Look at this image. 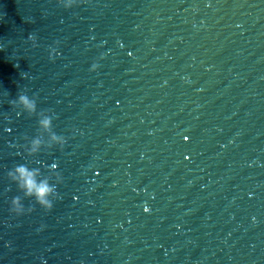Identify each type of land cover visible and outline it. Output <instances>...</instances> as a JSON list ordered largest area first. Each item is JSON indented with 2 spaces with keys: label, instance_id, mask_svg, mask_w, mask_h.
Masks as SVG:
<instances>
[{
  "label": "water",
  "instance_id": "95a60500",
  "mask_svg": "<svg viewBox=\"0 0 264 264\" xmlns=\"http://www.w3.org/2000/svg\"><path fill=\"white\" fill-rule=\"evenodd\" d=\"M23 92L62 151L18 147ZM53 163L10 214L7 171ZM0 264H264V0H0Z\"/></svg>",
  "mask_w": 264,
  "mask_h": 264
},
{
  "label": "clouds",
  "instance_id": "9594fccd",
  "mask_svg": "<svg viewBox=\"0 0 264 264\" xmlns=\"http://www.w3.org/2000/svg\"><path fill=\"white\" fill-rule=\"evenodd\" d=\"M90 2V0H57V3L65 10L78 7L81 3ZM28 39L32 41L33 47H36L37 37L30 34ZM59 55L55 47L50 48L49 60L54 61ZM104 58L101 53L100 59ZM100 67L99 63H93L90 71H96ZM38 97L36 95L29 96L26 92L20 93L16 99L11 101L14 108L19 109L17 115L27 114L28 117L35 116L37 118L38 128L37 134L34 137L25 135L24 143L18 147L27 154L28 157H35L42 150H52L59 148L63 150L68 142V138L64 135L57 134L53 129V120L56 118L54 112L50 110L38 111ZM40 164V161H35ZM56 163L51 164L47 169L48 174L45 175L41 167H29L27 164H17L12 169L7 171V179L14 183L17 190L23 195H16L10 200L9 212L15 217H21L26 214H31L35 211V206L38 205L46 213L50 212L54 207V202L61 199L58 192V186L63 183L62 174L57 170ZM10 190V189H9ZM29 199L34 201L30 206H25L23 201ZM145 211H148L146 208ZM44 225H41L39 230H42Z\"/></svg>",
  "mask_w": 264,
  "mask_h": 264
}]
</instances>
